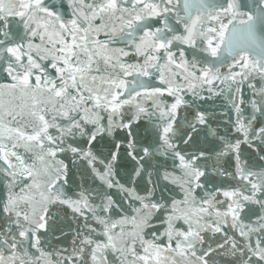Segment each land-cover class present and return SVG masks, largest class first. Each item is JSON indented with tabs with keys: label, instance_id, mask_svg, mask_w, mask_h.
<instances>
[{
	"label": "snow or ice",
	"instance_id": "1",
	"mask_svg": "<svg viewBox=\"0 0 264 264\" xmlns=\"http://www.w3.org/2000/svg\"><path fill=\"white\" fill-rule=\"evenodd\" d=\"M0 264H264V0H0Z\"/></svg>",
	"mask_w": 264,
	"mask_h": 264
}]
</instances>
